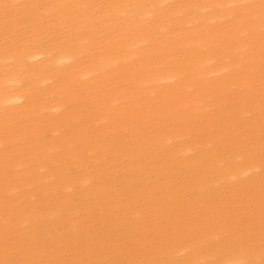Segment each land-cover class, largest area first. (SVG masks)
I'll use <instances>...</instances> for the list:
<instances>
[{
  "label": "bare ground",
  "instance_id": "bare-ground-1",
  "mask_svg": "<svg viewBox=\"0 0 264 264\" xmlns=\"http://www.w3.org/2000/svg\"><path fill=\"white\" fill-rule=\"evenodd\" d=\"M245 217L264 0H0V264H264Z\"/></svg>",
  "mask_w": 264,
  "mask_h": 264
},
{
  "label": "rangeland",
  "instance_id": "rangeland-1",
  "mask_svg": "<svg viewBox=\"0 0 264 264\" xmlns=\"http://www.w3.org/2000/svg\"><path fill=\"white\" fill-rule=\"evenodd\" d=\"M124 132V131H123ZM251 132V131H250ZM253 133V132H252ZM252 135H255V134H252ZM112 159H113V157H112V155H106V158H104V161H105V164L106 165H108V166H110L109 167V170H114V168H115V165H114V167L112 168V166H113V164H111V161H112ZM114 174V173H113ZM121 186H118V185H116L115 186V191H118L119 190V188H120ZM44 190L42 191V188L40 189V191H38L36 194H30L29 196H27L28 197V200L30 199V200H33V201H35L36 202V205H37V207L40 209V205L42 204V201H43V199H45L46 200V197L44 196ZM77 194H75V196H76ZM121 195V194H120ZM61 196V194H57V195H55V196H52L50 199H52L55 203H57L58 201L57 200H59V197ZM75 199H76V201H79V199H80V197H78V196H76L75 197ZM207 199V198H206ZM207 200H209V201H212L213 199H207ZM245 219L247 220V223L246 224H249V223H252V226H251V224H250V226L252 227V229H253V231H256V230H254V227H256L255 229H257V231H260L262 228H263V226H264V223H261V226H260V223L258 222V219H253V218H250V217H245ZM259 227H260V229H259ZM251 229V230H252ZM262 242H264V240L262 241ZM74 249H76V247H74ZM74 249H70V251H68L69 253L70 252H72ZM67 252V248H66V250H64L63 252H62V254H61V256H60V258L58 259L59 260V262H58V264H61L62 262V264H66L67 262L66 261H68L69 260V254L68 253H66ZM74 252V251H73ZM22 254H23V252H22ZM68 254V255H67ZM19 256L21 257L22 256V258L24 259V257H23V255H21V254H19ZM21 258V262L22 261H24V262H22L23 264H30L27 260H26V263H25V260H23ZM64 258V259H63ZM92 259H93V257H91ZM26 259V258H25ZM52 260V259H51ZM49 261L48 262V264H54V262L52 263V261ZM64 260V261H63ZM86 261L87 260H84L83 262H85L86 263ZM89 262H90V264H92V260H89ZM89 262L88 263H86V264H89ZM109 262H111V261H109ZM109 262L107 263V261H106V263H105V261H104V263L103 264H109ZM81 262H79L78 264H80ZM33 264H37L36 262L34 263L33 262ZM57 264V263H56Z\"/></svg>",
  "mask_w": 264,
  "mask_h": 264
}]
</instances>
